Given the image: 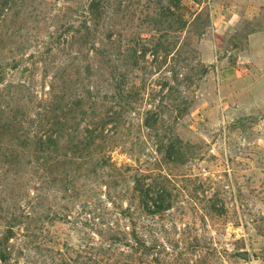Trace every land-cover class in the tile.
Listing matches in <instances>:
<instances>
[{
    "label": "rangeland",
    "instance_id": "obj_1",
    "mask_svg": "<svg viewBox=\"0 0 264 264\" xmlns=\"http://www.w3.org/2000/svg\"><path fill=\"white\" fill-rule=\"evenodd\" d=\"M87 1L9 0V9L0 8V238L9 227L6 218L29 211L34 191L28 163L32 147L17 144L35 132L36 108L49 89L50 75L65 67L75 74L79 64L71 65V53L83 44L77 38L70 55L56 52L45 68L33 65V56L46 51L45 43L64 24H81ZM174 1L108 2L109 111L120 118L113 130L127 142V151L141 152L146 161L159 155L157 139L185 147L179 165H165L174 184L184 189L167 228L176 239H201L181 264H264V0H182L190 24L167 17L163 26H155L152 21L162 11L178 14ZM189 10L195 12L192 18ZM144 45L150 49L142 70L128 68L122 86L138 93L126 109L118 98L123 89L115 82L121 55L130 56L135 49L140 54ZM91 50L88 43L83 55ZM16 62L20 66L14 69ZM146 111L159 119L158 133L141 129ZM120 149L115 156L122 160ZM216 199L221 214L206 219L209 203ZM44 206L46 211L35 209L27 232L25 224L14 226L7 243L11 256L0 264H81L79 255L91 241L85 239L81 219L74 213L69 223L58 221L52 198ZM239 251H248L249 259L239 257Z\"/></svg>",
    "mask_w": 264,
    "mask_h": 264
},
{
    "label": "trees",
    "instance_id": "obj_2",
    "mask_svg": "<svg viewBox=\"0 0 264 264\" xmlns=\"http://www.w3.org/2000/svg\"><path fill=\"white\" fill-rule=\"evenodd\" d=\"M108 2L88 0L81 24H64L51 34L50 41L45 43L46 51L38 50L33 56L36 58L33 65L41 63L45 68L48 58L56 52L70 55L77 38L83 44L71 53L75 55L70 59L74 61L71 65L79 64L75 74H68L65 67L50 75L49 89L36 108L39 118L35 132L24 144H17L18 148L32 147L28 163L32 168L34 191L29 211L6 218L9 227L0 238L2 263H7L11 256L7 243L14 236V226L25 224L23 230L27 232L35 209L42 206L46 211L44 204L50 198L56 203L53 216L69 223L75 213L81 219L79 224L85 239H91L79 255L81 264H181L189 260V247L201 244L198 236L191 242L189 236L176 239L167 228V221L180 204L178 196L184 189L174 184L165 165H179L185 147L177 148L167 143L169 139H157L155 153L159 155L146 161L141 152L127 151V142L117 139L113 130L120 118L109 111L113 81L107 73L111 61V37L106 18ZM174 3L172 7L178 9V14L171 11L167 15L162 11L159 18L152 21L155 26H163V19L167 17H178L183 25L191 23L183 13L185 9L188 13V9L182 0ZM8 4L11 6L9 0H2L0 8L7 9ZM189 14L192 18L195 12L189 10ZM197 16L199 14L193 21ZM166 36L162 38L164 41ZM88 43L92 50L83 55ZM149 49L150 46L144 45L140 54L135 49L130 56L121 55L122 71L115 82L120 85L119 90L123 89L118 98L126 109L136 103L132 97L138 94L137 90L132 94L122 87L127 82L128 68L142 70L141 64ZM80 62H85L82 67ZM19 66L16 62L12 67ZM146 80L145 76L141 81L142 89L146 87ZM152 113L146 111L142 119L141 129L146 134L158 133L161 125ZM118 147L123 148L117 153L125 156L122 160L115 156ZM10 152V156L15 157L16 151ZM1 156L8 162V153ZM216 206L217 199L209 203L204 214L206 219L221 214Z\"/></svg>",
    "mask_w": 264,
    "mask_h": 264
},
{
    "label": "water",
    "instance_id": "obj_3",
    "mask_svg": "<svg viewBox=\"0 0 264 264\" xmlns=\"http://www.w3.org/2000/svg\"><path fill=\"white\" fill-rule=\"evenodd\" d=\"M238 256L243 258V259H249V253L248 251H239Z\"/></svg>",
    "mask_w": 264,
    "mask_h": 264
}]
</instances>
